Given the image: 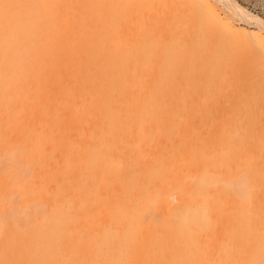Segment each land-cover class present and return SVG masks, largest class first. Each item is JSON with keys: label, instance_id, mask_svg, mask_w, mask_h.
I'll return each instance as SVG.
<instances>
[{"label": "bare ground", "instance_id": "1", "mask_svg": "<svg viewBox=\"0 0 264 264\" xmlns=\"http://www.w3.org/2000/svg\"><path fill=\"white\" fill-rule=\"evenodd\" d=\"M0 264H264V20L0 0Z\"/></svg>", "mask_w": 264, "mask_h": 264}, {"label": "rangeland", "instance_id": "2", "mask_svg": "<svg viewBox=\"0 0 264 264\" xmlns=\"http://www.w3.org/2000/svg\"><path fill=\"white\" fill-rule=\"evenodd\" d=\"M243 9L264 20V0H234Z\"/></svg>", "mask_w": 264, "mask_h": 264}]
</instances>
